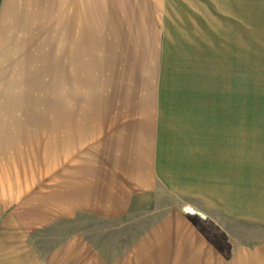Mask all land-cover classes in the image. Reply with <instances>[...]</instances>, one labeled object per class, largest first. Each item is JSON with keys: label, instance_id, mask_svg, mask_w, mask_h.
<instances>
[{"label": "rangeland", "instance_id": "374dc122", "mask_svg": "<svg viewBox=\"0 0 264 264\" xmlns=\"http://www.w3.org/2000/svg\"><path fill=\"white\" fill-rule=\"evenodd\" d=\"M75 1L81 5L68 0L63 16L64 8H53L52 33L37 27L39 64L35 58L36 73L26 75L22 108L18 104L30 119L33 149L41 139L54 153V111L62 118L63 111H77L89 115L79 122L100 126L104 109L150 106L153 94L169 118L179 119V108H167L187 91L189 103L180 108L202 122L210 169L219 167L227 179L241 176L248 197L264 198V0H192L203 15L193 37L184 30L190 23L181 0ZM229 140L240 141L233 163ZM162 200L142 201L116 223L83 213L67 221L0 204V264L42 263L79 230L94 244L112 242L120 251L162 215ZM246 218L209 210L210 224L201 226L211 238L213 264H264V222Z\"/></svg>", "mask_w": 264, "mask_h": 264}, {"label": "crops", "instance_id": "0c3cea01", "mask_svg": "<svg viewBox=\"0 0 264 264\" xmlns=\"http://www.w3.org/2000/svg\"><path fill=\"white\" fill-rule=\"evenodd\" d=\"M187 1L181 0L180 11L188 15L184 30L193 37L203 15ZM70 4L0 0V204H20L35 215L67 221L83 213L116 223L142 201L164 199L162 215L120 251L112 242L94 244L79 230L38 264H213L211 238L202 231L203 223L210 224L209 210L264 222V198L248 197L241 176L236 179L232 173L227 179L219 167L211 174L202 122L180 108L189 103L187 91L175 97L178 107L167 108H179V119L169 118L153 94L150 106L104 109L101 115L107 118L100 126L93 119L79 122L76 118L89 115L77 111H63L64 118L54 111V153L41 139L33 149L30 119L22 117L18 104L22 108L26 75L36 73L31 72L35 58L39 64L37 27L45 25L52 33L53 8H64L63 16ZM239 144L226 143L228 161L236 159ZM218 159L214 157L215 165Z\"/></svg>", "mask_w": 264, "mask_h": 264}, {"label": "bare ground", "instance_id": "6f19581e", "mask_svg": "<svg viewBox=\"0 0 264 264\" xmlns=\"http://www.w3.org/2000/svg\"><path fill=\"white\" fill-rule=\"evenodd\" d=\"M190 211V210H189Z\"/></svg>", "mask_w": 264, "mask_h": 264}]
</instances>
